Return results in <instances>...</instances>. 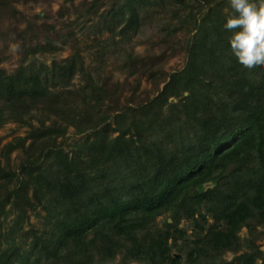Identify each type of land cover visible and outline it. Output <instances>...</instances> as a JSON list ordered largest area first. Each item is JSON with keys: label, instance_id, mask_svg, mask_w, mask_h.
I'll list each match as a JSON object with an SVG mask.
<instances>
[{"label": "trees", "instance_id": "16d2710c", "mask_svg": "<svg viewBox=\"0 0 264 264\" xmlns=\"http://www.w3.org/2000/svg\"><path fill=\"white\" fill-rule=\"evenodd\" d=\"M201 1L207 8L194 20L184 67L145 102L122 108L115 98L102 108L117 86L101 81L104 61L85 70L72 55L49 67L0 69V125L28 126L1 149L0 264H101L118 254L124 262L230 264L219 255L238 250L234 264H264V250L238 234L241 226L264 228V68L245 71L231 55L223 0L215 7ZM165 3L113 0L104 28L137 32L147 9ZM52 45L36 41L29 52ZM136 58L124 55L131 64ZM76 73L82 84L68 87ZM69 127L88 135L66 152L61 139ZM12 151L19 152L15 167ZM6 207L16 216L3 232ZM38 208L41 227L23 230ZM198 217L212 222L184 261L171 251L177 239L185 243L178 221L199 226Z\"/></svg>", "mask_w": 264, "mask_h": 264}, {"label": "rangeland", "instance_id": "374dc122", "mask_svg": "<svg viewBox=\"0 0 264 264\" xmlns=\"http://www.w3.org/2000/svg\"><path fill=\"white\" fill-rule=\"evenodd\" d=\"M112 1L0 0V69L10 74L21 64L30 62L49 67L54 60H64L73 55L77 61L82 60L85 70L92 69L104 61L97 68L101 72V81L108 89L117 84L114 97L104 101L102 108L109 110L114 106L115 98L117 107L125 108L126 105L138 104L155 97L169 75L184 67L186 45L195 32L194 20L204 14L207 5L201 0H166L163 6L147 9L139 31L124 29L123 26L110 31L104 28L103 16ZM220 1L222 0H212L209 6L215 7ZM220 6L224 13L229 14L228 0H223ZM36 41L42 44L50 41L53 45L48 51L31 54L29 48ZM130 53L137 57L135 65L124 60V55ZM74 84H82L77 73L67 86L72 87ZM35 122L33 120V123ZM27 129L26 124L13 120L0 125L2 164L5 159L1 152L2 146L17 136H25ZM87 135L88 132L75 134L74 129L69 127L65 137L61 139V146L68 152L73 143L83 141ZM18 157L19 152L12 151L9 164L15 167L19 161ZM232 168L233 165L228 166L225 174H229ZM7 209L9 211V207H6ZM9 212L10 214H5V218L1 217L3 232L11 227L16 216L12 211ZM43 214L45 211L39 208L29 211L22 229L41 227ZM167 217V213L157 216L155 226L163 227ZM197 221L199 226L189 218H181L178 221V226L185 230V243L177 239L171 251L173 254L180 253L184 261L186 252L194 244L193 240L204 232L212 219L207 217L206 222L198 217ZM238 234L243 239L253 238L259 248L264 250V228L261 225L252 230L241 226ZM1 237L2 235L0 245L3 247L4 240ZM16 240L19 241L18 237ZM241 251H223L219 259L234 264L235 257ZM258 262L259 260H256L254 264ZM101 264L148 263L136 260L124 262L118 254L113 260Z\"/></svg>", "mask_w": 264, "mask_h": 264}, {"label": "clouds", "instance_id": "9594fccd", "mask_svg": "<svg viewBox=\"0 0 264 264\" xmlns=\"http://www.w3.org/2000/svg\"><path fill=\"white\" fill-rule=\"evenodd\" d=\"M223 28L231 55L245 71L264 68V0H228Z\"/></svg>", "mask_w": 264, "mask_h": 264}]
</instances>
